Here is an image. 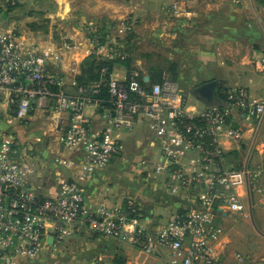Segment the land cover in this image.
Returning <instances> with one entry per match:
<instances>
[{
	"label": "crops",
	"instance_id": "0c3cea01",
	"mask_svg": "<svg viewBox=\"0 0 264 264\" xmlns=\"http://www.w3.org/2000/svg\"><path fill=\"white\" fill-rule=\"evenodd\" d=\"M73 2L56 0L57 14L62 20L73 16L70 32V38L75 39L73 49L64 51L51 40L28 36L40 48L53 50L48 66L62 78L63 91L74 93V77L90 53L95 51L113 58L106 45L96 49L88 37L79 36L82 25L89 22L87 26H101L105 22L109 31L115 33L119 28H126L125 23L129 21L133 37L127 41L129 51H126L132 58L131 66L149 79L150 65H155L170 80L169 65L176 63V78L172 81L184 93L193 95L196 102H190L191 106L215 104L204 102L194 94L199 85L208 81L216 82L215 95L219 99L222 90L230 87H243L252 96L264 98L263 1L77 0L78 8L72 12ZM173 4L177 5V12ZM79 17L84 21L78 20ZM114 37H111L114 46L125 44ZM143 43L149 47V55L154 56L151 64L133 54L134 47ZM126 74L125 66L116 63L111 76L123 79ZM92 124L98 129L102 121L94 115ZM232 125L241 129V136L221 139L227 166H246L260 173L238 189L242 211L221 212L216 216L220 235L215 250L218 259L225 263L233 262L234 253H241L248 257V264H264V116L256 122L244 121L241 115L235 114ZM0 129L16 136L28 150L34 149L37 160L32 164L22 160L27 165L22 169V176L40 196H54L60 182L77 177L81 153L58 144L47 110H34L22 120L0 119ZM119 137L120 153L82 183L84 204L89 210L95 212L102 205L121 206L126 198H133L139 207L140 224L154 231L172 213L195 207L198 187L171 192L166 185L168 175L154 171L159 162L160 142L146 118H135L132 128L120 130ZM72 247L81 250L62 255ZM51 252L57 253L60 264H170L168 251L163 247L148 252L115 237L83 232L49 246L37 258L19 260V264L55 259L49 256Z\"/></svg>",
	"mask_w": 264,
	"mask_h": 264
},
{
	"label": "built area",
	"instance_id": "2783aa9c",
	"mask_svg": "<svg viewBox=\"0 0 264 264\" xmlns=\"http://www.w3.org/2000/svg\"><path fill=\"white\" fill-rule=\"evenodd\" d=\"M173 10L177 12L176 4ZM26 38L0 24V119L22 120L34 110H47L58 144L80 151L82 162L76 178L60 182L54 196L42 197L22 176L27 168L19 156L22 143L0 129V264L37 258L80 232L115 237L148 252L163 247L170 264H248L241 253H234L231 263L218 259L215 243L220 230L215 218L221 212L243 210L238 189L260 172L228 167L221 139L240 138L241 129L232 125L235 114L260 122L264 98L230 87L222 90L221 104L198 108L174 81L147 88L138 71L131 69L123 79L110 76L108 104L103 106L93 98L98 83L77 87L74 93L63 91L62 78L48 66L53 50ZM94 115L102 121L98 129L92 124ZM135 118L150 121L160 142L154 171L168 175L170 191L199 188L194 208L172 213L154 231L140 224L133 198L121 206L102 205L95 212L84 204L82 183L120 153L119 132L132 128Z\"/></svg>",
	"mask_w": 264,
	"mask_h": 264
},
{
	"label": "rangeland",
	"instance_id": "374dc122",
	"mask_svg": "<svg viewBox=\"0 0 264 264\" xmlns=\"http://www.w3.org/2000/svg\"><path fill=\"white\" fill-rule=\"evenodd\" d=\"M57 5L56 0H20L17 5L11 6L9 4V0H0V24L4 28H13L16 30V32L24 35V37L28 36H36L43 39L51 40L53 43L58 45L59 48H63L64 51H69L73 49V45L75 43V39L70 38V32L72 30L73 26V16L68 17L67 19H61L59 15L57 14ZM78 3L77 0H74L73 6H72V12L77 10ZM41 11V15H36L35 12ZM78 17V16H77ZM70 20V21H69ZM80 21H84L81 17H79ZM148 19L147 21H149ZM30 22H36L37 26H39V29L37 31H32L30 29L29 23ZM89 23V22H88ZM88 23H85L83 26V29L80 31L79 36H86L88 35V31L86 29V26L89 25ZM44 26V27H41ZM126 26V25H125ZM47 29L46 34H43L41 31ZM74 33V32H73ZM126 34L127 30L126 28H119L118 32H113L110 34L111 37L115 35L114 38L121 39L123 42H125L122 47H119V51H115V47L110 46V44L107 47V50L109 53L112 54L113 58H117L120 55L127 56V40H126ZM75 36L77 33L75 32ZM26 38V39H27ZM31 40V38L29 37ZM89 39V38H88ZM92 43L93 41L90 40ZM120 51L122 53H120ZM129 51V50H128ZM132 52V51H131ZM149 47L147 45L139 44L136 49L134 47L133 54L140 55L144 61H146V64H151L154 60V56L149 55L150 53ZM147 53V54H146ZM189 102H196V99L192 97L193 95H188ZM148 120V119H147ZM149 121V120H148ZM150 122V121H149ZM3 127V126H2ZM25 148V149H24ZM19 156L20 158L27 162L28 164H32V162H35L37 159L33 154V150H28L27 146H22L20 149ZM27 154V155H26ZM36 194H39V192L33 188H31ZM40 195V194H39ZM68 238H65L64 240H67ZM63 240V241H64ZM77 250H81L80 247L77 249L75 247H72L68 249L67 252L62 253L63 254H70L71 252ZM49 256H52L55 259H46V260H40L37 261L35 264H60L61 260L58 258V255L56 252L49 253ZM74 264V263H72Z\"/></svg>",
	"mask_w": 264,
	"mask_h": 264
},
{
	"label": "trees",
	"instance_id": "16d2710c",
	"mask_svg": "<svg viewBox=\"0 0 264 264\" xmlns=\"http://www.w3.org/2000/svg\"><path fill=\"white\" fill-rule=\"evenodd\" d=\"M264 2V0H261ZM19 2V1H18ZM18 2L11 3L9 0V4L11 6L17 5ZM36 15H41V11L35 12ZM36 22H30L29 26L32 31H37L39 26L36 25ZM126 25H130V29H127L126 40L130 41L133 37V31L131 30V24L128 22L125 23ZM44 27V26H41ZM88 31L87 37L93 41L95 48L97 49L98 46L109 45L114 46L111 42V32L106 26V23L102 22L101 26L97 24L95 26H87ZM43 34H46L47 29L41 31ZM116 50L119 49V46H114ZM118 47V48H116ZM115 50V51H116ZM120 50V49H119ZM118 50V51H119ZM120 53H122L120 51ZM132 58L127 56L120 55L117 58H108L104 57L100 54H97L95 51L90 53L87 57H85L79 66V72L74 77L75 82V90L77 87H88L92 83H98V91L97 93L93 94V98H95L101 105L107 106L109 93H108V81L110 79L113 67L116 63H121L127 69V72L131 69L138 71L133 66H131ZM152 66V67H151ZM176 63H170L168 71L171 74L170 80H175L176 78V71H175ZM139 78L142 84H144L147 88L153 83H163L167 80L165 76L164 70L158 68L155 65H150L149 68V79L145 82L142 78L143 75L138 71Z\"/></svg>",
	"mask_w": 264,
	"mask_h": 264
},
{
	"label": "water",
	"instance_id": "95a60500",
	"mask_svg": "<svg viewBox=\"0 0 264 264\" xmlns=\"http://www.w3.org/2000/svg\"><path fill=\"white\" fill-rule=\"evenodd\" d=\"M145 80H148V77L145 76ZM215 81L204 82L196 88V94L204 102H212L215 104H220V99L215 95Z\"/></svg>",
	"mask_w": 264,
	"mask_h": 264
}]
</instances>
